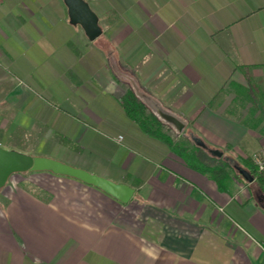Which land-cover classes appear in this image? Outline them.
Masks as SVG:
<instances>
[{
    "label": "crops",
    "instance_id": "obj_1",
    "mask_svg": "<svg viewBox=\"0 0 264 264\" xmlns=\"http://www.w3.org/2000/svg\"><path fill=\"white\" fill-rule=\"evenodd\" d=\"M87 1L103 27L94 40L64 0H0V105L19 110L21 134L69 136L84 152L71 164L135 192L124 203L72 176L13 173L0 187V264H264L255 177L219 188L121 100L137 86L245 164L264 131L226 115L234 93L218 94L252 84L264 114V0Z\"/></svg>",
    "mask_w": 264,
    "mask_h": 264
},
{
    "label": "trees",
    "instance_id": "obj_2",
    "mask_svg": "<svg viewBox=\"0 0 264 264\" xmlns=\"http://www.w3.org/2000/svg\"><path fill=\"white\" fill-rule=\"evenodd\" d=\"M237 66L244 68L243 64ZM234 93L231 103L227 106L224 113L236 119H241L245 124L264 131V114L254 115L255 111L260 109L259 102L254 99L256 86L245 85L236 80H229L221 88L218 95L224 96L228 93ZM122 104L128 115L135 120L141 129L148 135L163 142L168 150L180 158L192 168L199 170L213 178L219 188L231 192L232 182L235 178L244 179L234 163L212 154L207 148L198 145L193 140L192 131L177 132L174 127L161 120L151 108L150 104L140 98L136 91L129 87L121 96ZM248 107V114H243V110ZM262 123V127H261ZM175 133H172L171 130ZM239 165L248 169L255 177L253 182L259 186V190L252 194L251 198L256 199L258 193H264V176L258 173L256 165L250 156L245 157V164L236 160ZM249 184V187H251Z\"/></svg>",
    "mask_w": 264,
    "mask_h": 264
},
{
    "label": "water",
    "instance_id": "obj_3",
    "mask_svg": "<svg viewBox=\"0 0 264 264\" xmlns=\"http://www.w3.org/2000/svg\"><path fill=\"white\" fill-rule=\"evenodd\" d=\"M69 13L70 22L74 25H80L87 37L94 40L103 32V27L100 23L99 14L93 9L87 0H64ZM137 95L146 100L156 115L171 124L177 132H182L188 122L178 116L176 113L165 108L158 100L150 95L141 92L137 86L135 87ZM193 140L200 146L207 148L212 154L224 157L235 164L242 176L252 182L253 174L239 165L235 160L227 155H224L223 150L218 148H209L206 142L198 136L193 135ZM28 170H46L56 174L68 175L78 178L86 183L97 186L108 194L114 196L118 200L127 203L132 198L135 187L124 182H118L106 176L91 172L83 167L75 166L63 162L57 158L44 155H31L16 149H10L0 144V187L4 186L9 177L15 172H24ZM257 201L264 209V193L256 195Z\"/></svg>",
    "mask_w": 264,
    "mask_h": 264
},
{
    "label": "rangeland",
    "instance_id": "obj_4",
    "mask_svg": "<svg viewBox=\"0 0 264 264\" xmlns=\"http://www.w3.org/2000/svg\"><path fill=\"white\" fill-rule=\"evenodd\" d=\"M1 106L2 105H0V127L2 128V131L0 130V139H2L1 140L2 142H0V144L2 146L10 149H16L31 155H44V156L57 158L69 164H71V158L73 156L84 154L83 151L79 150L78 141L77 142L73 141L69 136L56 131L52 132V134H46V133L42 134L39 133L40 130H32L33 133L21 134V131H23L24 129H22L23 127L20 128L21 126L20 127L18 126L19 123L18 119H20L19 110L15 107H10L9 112L5 113L6 110L4 109V107L1 108ZM176 113L179 116L182 115L179 114L178 112ZM6 116L7 117L10 116L8 122H7L8 118L5 120ZM184 120L188 122L187 126L185 127V131H192V133L195 136H198L195 134V132H193L194 128L191 123L192 121L189 119H184ZM43 130L46 132V129ZM171 132L175 133L173 129L171 130ZM207 145L209 148H215L211 143H208ZM48 148L51 149V152L46 151V149ZM86 152L88 155L90 154L91 150L86 149L85 153ZM225 154L228 155V152L225 151ZM151 159H155V158H151ZM27 172L28 173H20V174H31L33 172L53 173L51 171H46V170H28ZM18 175L19 174H13L12 176L15 177ZM257 190H259V186L256 182H253L251 184L249 191L255 194Z\"/></svg>",
    "mask_w": 264,
    "mask_h": 264
},
{
    "label": "built area",
    "instance_id": "obj_5",
    "mask_svg": "<svg viewBox=\"0 0 264 264\" xmlns=\"http://www.w3.org/2000/svg\"><path fill=\"white\" fill-rule=\"evenodd\" d=\"M118 142H121L123 139V135L119 134L114 138ZM251 158L256 165L258 173L262 174L264 176V149L254 152L251 155Z\"/></svg>",
    "mask_w": 264,
    "mask_h": 264
}]
</instances>
